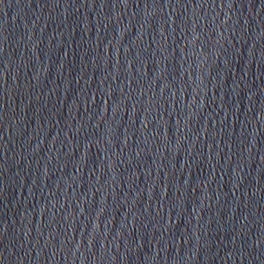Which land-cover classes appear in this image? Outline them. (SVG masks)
<instances>
[{"label":"water","instance_id":"obj_1","mask_svg":"<svg viewBox=\"0 0 264 264\" xmlns=\"http://www.w3.org/2000/svg\"><path fill=\"white\" fill-rule=\"evenodd\" d=\"M0 264H264V0H0Z\"/></svg>","mask_w":264,"mask_h":264}]
</instances>
